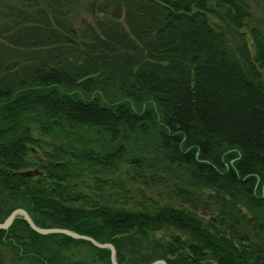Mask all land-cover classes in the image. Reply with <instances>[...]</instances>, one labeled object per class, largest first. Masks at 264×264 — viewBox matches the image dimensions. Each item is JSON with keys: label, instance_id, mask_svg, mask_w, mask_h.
<instances>
[{"label": "trees", "instance_id": "1", "mask_svg": "<svg viewBox=\"0 0 264 264\" xmlns=\"http://www.w3.org/2000/svg\"><path fill=\"white\" fill-rule=\"evenodd\" d=\"M212 1L242 34L251 18L244 0H139L161 17L134 34L144 57L136 69L114 73L100 53L84 51L72 67L56 58L25 77H0V223L24 209L38 227L112 244L118 264H264V244L235 226L227 233L218 225L227 218L237 224L230 213L206 222L172 205H114L76 191L72 182L92 165L117 170L129 155L138 171L170 173L184 185L208 189L219 202L241 205L264 234V34L250 26L254 55L245 45L232 53L209 19L216 13ZM75 35L69 29L53 36L74 50ZM31 124L70 139L92 134L114 146L94 152L62 143L37 156ZM30 170L40 175H21ZM71 243L93 247V264H111L108 249L40 235L21 217L0 230V244L19 259L92 264L62 261L59 253Z\"/></svg>", "mask_w": 264, "mask_h": 264}, {"label": "rangeland", "instance_id": "2", "mask_svg": "<svg viewBox=\"0 0 264 264\" xmlns=\"http://www.w3.org/2000/svg\"><path fill=\"white\" fill-rule=\"evenodd\" d=\"M244 1L251 18L242 34L234 29L225 9L217 6L215 1L209 6L218 15L211 12L208 16L223 31L226 46L232 53L238 55L239 49L245 45L254 55L248 29L250 26L259 27L264 34V0ZM160 17L158 9L139 0L129 3L114 0H0V77H25L37 64L56 58L63 65L72 67L75 61L81 62L79 54L84 51L100 53L107 68L114 73L134 70L144 61L142 54L135 49L138 43L134 34ZM69 29L76 34L74 50L67 47L62 39L55 41V36L67 35ZM262 75L264 77V71ZM31 128L40 143L37 156L50 150V145L62 143H70L78 150L90 147L94 152L111 150L114 146L101 138L97 139L100 142H96V136L92 134L80 133L83 134L80 136L82 140L78 137L70 139L59 129L44 133L36 124H31ZM131 159V156L125 155L117 170L92 165L73 177L75 190L114 205H172L186 209L206 222L222 213H230L238 223L227 218V222L218 223L222 230L228 233L230 227L235 226L245 232L251 241L264 244V234L249 222V214L241 205L219 202L208 189L184 185L170 173L150 171L146 166L138 171ZM59 255L66 263L93 264L96 252L87 244L71 243ZM0 264L35 263L30 258H17L8 245L0 244ZM94 264L103 262L95 261Z\"/></svg>", "mask_w": 264, "mask_h": 264}, {"label": "water", "instance_id": "3", "mask_svg": "<svg viewBox=\"0 0 264 264\" xmlns=\"http://www.w3.org/2000/svg\"><path fill=\"white\" fill-rule=\"evenodd\" d=\"M21 175L24 177H33L36 175H40V172L38 170H30V171L22 172ZM18 217H21L33 231H35L36 233L40 235L62 234V235H65L75 240H82V241L89 242L94 247L99 248V249H108L110 251V263L118 264L116 260V250L112 244L99 243L89 236L81 235V234H78L76 232H73L67 229L38 227L33 223L30 215L24 209H21V208H17L13 210L10 213V215L5 219V221L0 223V230L8 229L12 225L13 221ZM150 264H166V262L163 260H156Z\"/></svg>", "mask_w": 264, "mask_h": 264}]
</instances>
